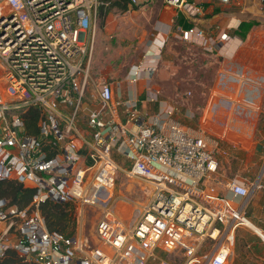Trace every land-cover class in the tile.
Here are the masks:
<instances>
[{
    "label": "built area",
    "instance_id": "obj_1",
    "mask_svg": "<svg viewBox=\"0 0 264 264\" xmlns=\"http://www.w3.org/2000/svg\"><path fill=\"white\" fill-rule=\"evenodd\" d=\"M141 1L149 2L128 3ZM163 1L186 17L198 13L192 1ZM107 4L0 0V181L14 180L34 190L22 209L0 198V257L12 248L36 264H147L149 259L171 264L157 252L180 251L181 264H226L237 228L252 229L245 208L250 196L264 188L260 177L251 182L233 177L225 183L240 203L209 192L217 154L225 153L219 139L183 127L172 118V106L165 109L164 124L141 121L136 101L115 99L106 81L94 83L96 94H89L100 102V110L87 113L86 128L77 125L90 77L83 61L85 33L95 32L99 9ZM177 32L181 41L210 53L230 39L225 31L212 36L197 26ZM139 68L133 66V80ZM231 78L238 80L241 73ZM119 106L135 131L119 123ZM29 108L39 111L34 134L26 132ZM113 150L130 161L123 169L126 175L148 185L149 199L129 228L109 206L115 174L122 170ZM46 200L103 208L96 233L109 249L49 231L39 210Z\"/></svg>",
    "mask_w": 264,
    "mask_h": 264
},
{
    "label": "crops",
    "instance_id": "obj_2",
    "mask_svg": "<svg viewBox=\"0 0 264 264\" xmlns=\"http://www.w3.org/2000/svg\"><path fill=\"white\" fill-rule=\"evenodd\" d=\"M148 1L152 3L154 0ZM189 1L196 4L198 13L195 17H186L183 13L181 14L189 23H192L191 26H197L203 29L207 35L212 36L218 35L219 31H225L230 39L211 53L201 48L212 57L216 64V75L206 93L205 103L201 106L198 116L196 117L194 113L186 115L189 120L196 119L199 129L194 131L191 127L183 126L194 134L205 133L219 139L220 147L224 149V154L227 156L217 154L219 166L214 177H220L223 182L231 180L233 177L229 176L224 162H237L236 169L238 170L233 172L234 177L251 182L257 177L255 174L258 170V163L264 162V14L256 10L252 11L254 15L240 18L237 14L222 10L221 6L230 2L222 4L216 0ZM125 5V10H130L133 7L128 3V0ZM113 7H118L121 10L117 5ZM166 7L170 6L166 5ZM109 13L110 9L103 17L99 14L98 19L105 20ZM159 26L164 32L168 29L167 25L160 24ZM110 39H112L111 33L102 34L97 30L94 33L90 31L85 33L86 52L83 61L89 68L88 86L92 87L94 83L106 81L111 85L115 99L126 102L136 101L141 121L145 120L154 125L164 124L168 119L165 109L171 104L161 100L158 97L159 93H156L158 90L151 84L159 57L160 44H162L160 36L158 35L152 40L144 50L142 60L140 59L136 64H139L140 68L135 80H133L135 77L132 70L134 65L127 66L130 63L125 59L122 60L124 66L121 67H111L101 62L104 56H106V63L111 57V50L107 54L104 53V48L111 47ZM236 73H241V78L238 80L231 78ZM116 76L119 78H115ZM90 89L87 94L93 90ZM96 101H89V99L85 101L83 106L85 116L91 110H100L101 104L98 100ZM176 113L175 109L173 119ZM176 115L178 116V114ZM117 118L129 132L136 130L135 124L125 122L124 106L118 107ZM112 157L117 163L127 164L130 162L123 154L115 150L112 152ZM229 167L232 165L230 164ZM261 181L264 187V174ZM221 195L229 197L235 203L241 202L240 198L234 197L228 192ZM250 198V201H247L248 207L245 208L249 214L248 218L260 223V226L264 228V190H256ZM120 212L127 214L128 210L121 209ZM252 231L245 227L237 228L228 264H248V259L252 262L251 259L254 256L259 259L257 262L262 263L260 260H264V240L255 231ZM255 234L260 239L255 237ZM101 247L105 250L109 249L105 244ZM158 254L159 252H157V256L160 259H164ZM147 264L160 263L148 260Z\"/></svg>",
    "mask_w": 264,
    "mask_h": 264
},
{
    "label": "rangeland",
    "instance_id": "obj_3",
    "mask_svg": "<svg viewBox=\"0 0 264 264\" xmlns=\"http://www.w3.org/2000/svg\"><path fill=\"white\" fill-rule=\"evenodd\" d=\"M236 2L238 0H231L229 4L223 5L221 8L224 12L237 14L240 18L254 15L252 11L256 10L264 14V0H240L238 3ZM111 8L108 17L105 20L98 19L95 26V30L99 33H106L107 35L111 33L112 35V39H110L111 47L104 48L106 54L111 50L109 62L106 63V56L101 62L111 67H121L124 66L122 60L125 59L130 63L127 66L136 65L142 58L146 47L159 35L162 44H160L159 57L151 84L158 90L159 94H157L161 100L175 107L176 114H178V116L175 114V121L182 126L191 127L194 131L199 129L196 119L189 120L186 115L194 113L196 117L198 116L201 106L205 103L206 93L215 78L216 64L212 57L201 49L200 45L195 42H183L178 38L177 28L184 29L191 26L192 23H189L181 12H178L175 8L166 7L162 0H154L152 3L141 1L130 10L124 11L119 10L118 7L112 6ZM176 12H178V15H176ZM160 24L168 26L166 32L160 29ZM104 47L106 46L104 45ZM115 78H119V76ZM89 88H91L90 90L93 89L90 93L96 94L94 85L92 87L88 86V90ZM87 93L89 92L87 91ZM86 97L89 101L94 100L89 98V94ZM77 125L86 128V116L82 108L77 115ZM263 163H258V170L255 174L256 179L258 177L263 178ZM118 164L122 167V170L118 169L115 174L114 188L111 192L112 199L111 202L109 200V206L111 211L120 217L125 226L129 228L136 223L139 218V210L149 199L145 190L148 185L139 178L126 175L123 169L128 168V162L127 164L118 162ZM224 164L229 176L234 177L233 172L238 170L236 169L237 162H224ZM230 164L232 167H229ZM225 183L221 181L220 177H215L208 183V191L213 194H226ZM262 189L264 190V188H260V190ZM102 209L93 205L68 202L67 210L73 221H71L67 231H71V236L88 239L91 246L98 244L101 247L103 242L97 236L96 225L104 215ZM121 209L128 210V213L121 214ZM245 213L249 217L246 209ZM249 220L255 227L264 231L260 223L251 218ZM247 229L252 231V229ZM254 236L259 238L256 234ZM111 252L109 251V253ZM158 252L171 264H179L182 259L180 251H175L174 254ZM253 259H251L252 262L248 259V264H253V262L254 264H264V260H260L262 263H259L257 257L254 256ZM152 260L149 259L151 262L155 261Z\"/></svg>",
    "mask_w": 264,
    "mask_h": 264
},
{
    "label": "trees",
    "instance_id": "obj_4",
    "mask_svg": "<svg viewBox=\"0 0 264 264\" xmlns=\"http://www.w3.org/2000/svg\"><path fill=\"white\" fill-rule=\"evenodd\" d=\"M108 2L99 9L101 17L107 14L112 6H119L121 10L126 9L127 0H103ZM242 27V22H241ZM247 25V24H246ZM39 117V111L36 108H29L24 115L26 132L36 133V122ZM34 190L32 188H25L17 181L3 180L0 181V198H5L10 204H16L19 208L26 207L32 200ZM68 202H55L46 200L40 204L39 210L44 217L46 228L49 231H56L65 236H71V231H67L68 226L72 220L71 214L67 210ZM0 264H36L33 261H26L18 252L12 248L5 251L4 255L0 257Z\"/></svg>",
    "mask_w": 264,
    "mask_h": 264
},
{
    "label": "bare ground",
    "instance_id": "obj_5",
    "mask_svg": "<svg viewBox=\"0 0 264 264\" xmlns=\"http://www.w3.org/2000/svg\"><path fill=\"white\" fill-rule=\"evenodd\" d=\"M252 230H254L257 234H259L260 237L264 240V232L255 227L253 224L250 225Z\"/></svg>",
    "mask_w": 264,
    "mask_h": 264
}]
</instances>
